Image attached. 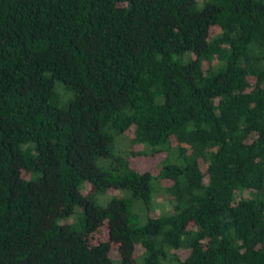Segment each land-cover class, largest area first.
Wrapping results in <instances>:
<instances>
[{
  "label": "trees",
  "instance_id": "1",
  "mask_svg": "<svg viewBox=\"0 0 264 264\" xmlns=\"http://www.w3.org/2000/svg\"><path fill=\"white\" fill-rule=\"evenodd\" d=\"M0 264H264V0H0Z\"/></svg>",
  "mask_w": 264,
  "mask_h": 264
},
{
  "label": "rangeland",
  "instance_id": "2",
  "mask_svg": "<svg viewBox=\"0 0 264 264\" xmlns=\"http://www.w3.org/2000/svg\"><path fill=\"white\" fill-rule=\"evenodd\" d=\"M163 156H164L163 154L162 155H155L152 157L141 156V157H138L136 159H133L132 162L141 171L152 170V171L156 172L160 167V162H161ZM109 192H112V191H109ZM167 208H168V203L164 198H161L160 196H156L154 198V211L156 213H160L161 211L166 210ZM105 235H106V226H102L98 230V232L96 234V238H93V240L97 241L100 239H104ZM110 254L112 257H115L118 253H117L116 249L111 248Z\"/></svg>",
  "mask_w": 264,
  "mask_h": 264
}]
</instances>
